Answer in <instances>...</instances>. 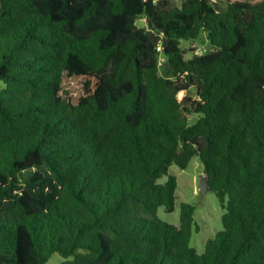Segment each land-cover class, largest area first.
Wrapping results in <instances>:
<instances>
[{
	"label": "trees",
	"instance_id": "trees-1",
	"mask_svg": "<svg viewBox=\"0 0 264 264\" xmlns=\"http://www.w3.org/2000/svg\"><path fill=\"white\" fill-rule=\"evenodd\" d=\"M226 5L0 0V264H264V0ZM194 157L225 211L203 254L195 206L158 217Z\"/></svg>",
	"mask_w": 264,
	"mask_h": 264
},
{
	"label": "rangeland",
	"instance_id": "rangeland-1",
	"mask_svg": "<svg viewBox=\"0 0 264 264\" xmlns=\"http://www.w3.org/2000/svg\"><path fill=\"white\" fill-rule=\"evenodd\" d=\"M215 10L219 13L226 12V0H211ZM138 26H145V21L139 20ZM182 48L188 52L185 55L186 59H190L194 54H201L205 49L209 48L205 34L195 42H181ZM163 62V59L160 60ZM163 74V70H162ZM66 87L74 93L77 91L78 83L76 81L67 80ZM189 93L193 94L191 89ZM188 92L179 93V98L184 97ZM170 175L177 178L178 188L176 190L175 209L172 213H167L164 208L158 210V217L164 222L178 226L180 223V208L182 203H188L195 206L194 229L190 246L194 248L198 254L205 252V246L208 240L214 238L216 234L223 230L222 216L224 210L221 203L213 191H209L204 196L199 191V179L204 174V167L198 157H194L189 166L182 170L177 166L170 168ZM168 177L165 176L159 180V183H165ZM195 227H199V231ZM64 259L55 254L47 264H62Z\"/></svg>",
	"mask_w": 264,
	"mask_h": 264
},
{
	"label": "water",
	"instance_id": "water-1",
	"mask_svg": "<svg viewBox=\"0 0 264 264\" xmlns=\"http://www.w3.org/2000/svg\"><path fill=\"white\" fill-rule=\"evenodd\" d=\"M198 185H199V191H200L202 196H204L206 193L211 191L212 187L210 184V175L204 173L200 177Z\"/></svg>",
	"mask_w": 264,
	"mask_h": 264
}]
</instances>
